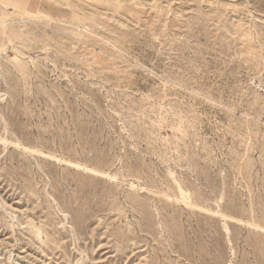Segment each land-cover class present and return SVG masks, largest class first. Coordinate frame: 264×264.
Instances as JSON below:
<instances>
[{
  "label": "rangeland",
  "instance_id": "374dc122",
  "mask_svg": "<svg viewBox=\"0 0 264 264\" xmlns=\"http://www.w3.org/2000/svg\"><path fill=\"white\" fill-rule=\"evenodd\" d=\"M0 264H264V0H0Z\"/></svg>",
  "mask_w": 264,
  "mask_h": 264
}]
</instances>
